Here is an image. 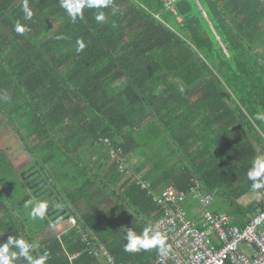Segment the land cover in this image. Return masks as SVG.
Returning <instances> with one entry per match:
<instances>
[{
	"label": "trees",
	"instance_id": "1",
	"mask_svg": "<svg viewBox=\"0 0 264 264\" xmlns=\"http://www.w3.org/2000/svg\"><path fill=\"white\" fill-rule=\"evenodd\" d=\"M28 3L31 20L23 0H0V243L23 236L37 244L34 258L49 251L46 264H103L91 253L101 244L117 264H155L156 248L123 250L125 229L155 226L163 210L136 184L141 172L155 190L199 180L213 195L210 209L229 206L241 227L264 207V189L247 178L264 156V121L255 118L264 113V0H112L75 22L60 0ZM16 20L29 29L23 35ZM101 137L128 154L152 146L146 172L130 163L134 174L124 178L113 165L106 179L109 147L94 151ZM177 158L185 165L170 167ZM34 169L84 233L60 229L53 213L39 222L25 214L27 200L43 199ZM250 193L257 198L241 205Z\"/></svg>",
	"mask_w": 264,
	"mask_h": 264
},
{
	"label": "built area",
	"instance_id": "2",
	"mask_svg": "<svg viewBox=\"0 0 264 264\" xmlns=\"http://www.w3.org/2000/svg\"><path fill=\"white\" fill-rule=\"evenodd\" d=\"M100 143L109 147V157L124 178L134 174L128 154L121 146L109 137H101ZM135 181L163 208L155 227L167 237L166 248L170 246V251L158 250L155 264H264V207L241 227L227 213L210 209L213 195L204 190L198 180L189 190L174 185L155 190L151 182L143 178L142 172L136 175ZM187 202L201 207L198 220L189 216L184 207ZM69 222L84 233L75 217ZM88 236L84 234L83 240L92 247L94 242ZM91 253L103 260V264H117L115 257L102 244Z\"/></svg>",
	"mask_w": 264,
	"mask_h": 264
},
{
	"label": "clouds",
	"instance_id": "3",
	"mask_svg": "<svg viewBox=\"0 0 264 264\" xmlns=\"http://www.w3.org/2000/svg\"><path fill=\"white\" fill-rule=\"evenodd\" d=\"M111 3L112 0H60V7L65 9L72 22H75L78 17L83 19V9L94 8L99 10L108 7ZM22 11L25 20L32 19L34 11L30 8L28 0H23ZM95 20L101 23L104 22V12L98 11L95 15ZM28 30V27L22 24L20 20L15 21L14 31L16 33L23 35ZM63 38V36L57 37V39ZM76 44V51L82 52L85 48L83 39H77ZM255 118L264 121V113L258 112ZM247 178L252 182L251 189L253 191L264 189V156H256L252 160L251 167L247 170ZM24 206L25 208H30L28 215L32 220H43L47 214L46 211L49 204L46 200L29 199ZM58 220H53V222H59ZM69 224L79 231L78 227L73 226L70 222ZM86 233L88 234V232ZM124 239L126 243L124 244L123 250L128 253H138L142 250L147 251L153 248L158 249L160 252L170 251V246L166 248L167 237L151 224L147 225L140 233H137L132 227L125 229ZM36 248L37 244L35 242L29 243L23 236L16 238L9 236L6 242L0 243V264H15L20 258H23L27 264H46L50 256L49 251L45 249L43 254L39 255V258H34L32 251Z\"/></svg>",
	"mask_w": 264,
	"mask_h": 264
},
{
	"label": "crops",
	"instance_id": "4",
	"mask_svg": "<svg viewBox=\"0 0 264 264\" xmlns=\"http://www.w3.org/2000/svg\"><path fill=\"white\" fill-rule=\"evenodd\" d=\"M134 143V142H133ZM104 147H103V146ZM117 146H119L118 144H116ZM105 146L106 145H104V144H99V149L97 150V149H94V151H96V155H98L99 153H101V151L105 148ZM122 147V146H121ZM123 148V147H122ZM138 148V147H137ZM135 148L134 150H135V152L133 153H130V154H128L126 151H125V149H124V152H126L129 156V164L131 163V165L132 166H134V165H137V164H140V163H142L143 165H142V167H145L146 169H144L143 170V172H146V170H147V168H148V163L147 162H143L144 160L143 159H145V157H144V155H143V153L144 152H151L152 151V146H150V145H148V146H146L145 148H142V149H140V148ZM137 150H140L138 153H137ZM93 150H91V149H89V151H87L86 152V154L85 155H87V157L85 158V161H87V163L89 162V163H92L93 162V160L94 159H91V154H92V152H94ZM178 157H180V156H178ZM110 158V157H109ZM171 162V165H170V167H172L173 166V168H181L180 166H182V165H185L184 164V161L183 160H181V159H179V158H177V159H175L174 161H170ZM106 166H105V169L103 170V172L105 173V178L106 179H108V175H109V169L113 166V162H112V160L111 159H109L108 161H106ZM151 166V163H150V165H149V167ZM110 178V177H109ZM198 182H200L199 180H198ZM200 184H201V182H200ZM201 186H202V184H201ZM203 187V186H202ZM204 189V188H203ZM205 190V189H204ZM207 191V190H206ZM208 192V191H207ZM257 198V194L256 193H250V194H247V195H245L244 197H242L240 200H239V203L241 204V205H243V206H247L249 203H251V201H253V200H255ZM213 205V204H212ZM187 209H188V211H189V214L191 215V216H193V218L195 219V220H198L199 218V214H200V212H201V207L199 206V205H197V204H194L193 202H188L187 203Z\"/></svg>",
	"mask_w": 264,
	"mask_h": 264
},
{
	"label": "flooded vegetation",
	"instance_id": "5",
	"mask_svg": "<svg viewBox=\"0 0 264 264\" xmlns=\"http://www.w3.org/2000/svg\"><path fill=\"white\" fill-rule=\"evenodd\" d=\"M38 169H34L31 173L35 172L33 175H31V177L29 178L30 181L33 183V185L36 186V190L38 189H42L41 191H39L40 196H42V198H46V201L50 202L49 207L53 204L56 203V198H60L59 195L57 194V191L51 186L49 185V181L46 177H43V172L42 175L40 177H38ZM28 174V175H30ZM46 178V180L44 179ZM42 191H45V194L42 195ZM61 199V198H60ZM53 208L50 213H54L55 210L57 209ZM57 216V214H53L52 217Z\"/></svg>",
	"mask_w": 264,
	"mask_h": 264
},
{
	"label": "water",
	"instance_id": "6",
	"mask_svg": "<svg viewBox=\"0 0 264 264\" xmlns=\"http://www.w3.org/2000/svg\"><path fill=\"white\" fill-rule=\"evenodd\" d=\"M35 172H33V173H31V175H33ZM41 172H39L38 173V177L39 176H41ZM30 175V176H31ZM35 194H37V192L35 191ZM51 202V201H50ZM50 202H48V204H50ZM56 207H58L56 210H55V212L53 213V214H57V216H55L54 218H53V220L54 221H56L57 219H59L58 221V223H62V222H64V221H66V220H68L70 217H71V215L70 214H68L67 212V209L65 208V206H62L61 205V199H59L58 197L56 198V203L55 204H53V205H51L50 207H48V209H47V211H46V213L49 215V216H52V213H50V211L53 209V208H56Z\"/></svg>",
	"mask_w": 264,
	"mask_h": 264
},
{
	"label": "rangeland",
	"instance_id": "7",
	"mask_svg": "<svg viewBox=\"0 0 264 264\" xmlns=\"http://www.w3.org/2000/svg\"><path fill=\"white\" fill-rule=\"evenodd\" d=\"M168 2L170 1V0H167ZM25 163H26V161H25ZM30 164V163H29ZM40 169V168H39ZM46 172V171H45ZM22 175V174H21ZM45 180H46V178H44ZM14 181V183L16 184V185H18L20 188H22V190L24 191V193H25V190H26V187H25V182H24V180H21V179H18V178H15V179H13ZM42 189H38V192L39 191H41ZM29 192V191H28ZM25 194H27V193H25ZM43 194H45V191H42V195ZM42 198V197H41ZM17 199V198H16ZM32 199V198H31ZM44 199H46V198H43V199H41V200H44ZM17 202H18V200H17ZM20 202V201H19ZM218 205V201H216V203L214 204V206L216 207ZM224 207V210H225V212L226 213H230L231 212V208H229V206H223ZM29 211H30V209H27L26 210V215H28V213H29ZM47 215V214H46ZM29 216V215H28ZM46 217V216H45ZM32 220V219H31ZM33 221H37V222H39L40 220L39 219H37V220H32V222ZM60 229H66V228H68V227H71V225L69 224V221L67 220V221H65V222H63L60 226Z\"/></svg>",
	"mask_w": 264,
	"mask_h": 264
}]
</instances>
